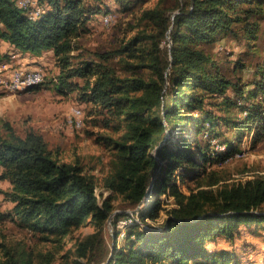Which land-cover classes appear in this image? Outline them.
Returning <instances> with one entry per match:
<instances>
[{"label": "trees", "instance_id": "obj_1", "mask_svg": "<svg viewBox=\"0 0 264 264\" xmlns=\"http://www.w3.org/2000/svg\"><path fill=\"white\" fill-rule=\"evenodd\" d=\"M35 1L42 8L38 16H31L35 6L0 0V38L36 56L52 51L59 72L47 85L61 94L78 89L79 97L91 104L93 121L103 116L106 126L116 128L118 135L99 138L112 152L110 169L100 181L111 192L100 201V182L79 159H63L40 132L31 129L21 135L5 122L7 133L0 132V179L11 182L4 193L14 205L0 212V220L18 218L44 239L91 223L96 231L78 243L70 264H241L238 250L219 247L216 240H235L248 230L254 237L261 234L264 172L231 180L222 169H208L238 147L227 139L223 142L228 148L221 151L225 144L214 148L204 136L224 125L240 136L253 132L255 141L264 138V104L247 102L264 98V68L246 82L253 84L248 88L226 76L210 48L223 35L256 40L264 0H178L173 10L147 9L144 16L153 21L154 29L139 31L119 47L79 63L72 62L73 39L85 29L93 7L87 0ZM167 34L171 44L164 47ZM245 66L238 61L236 71ZM45 82L26 89L39 90ZM232 87L235 97L228 94ZM230 105L246 115L233 117L215 109L226 112ZM122 127L124 132L117 133ZM180 167L183 171L177 173ZM163 194L173 197L170 208L164 206ZM115 195L129 204L147 199L140 214L147 226L134 220L121 236L120 219L129 214L119 210L112 216L109 238L105 226L117 210ZM164 210L168 215L158 226L145 221H159ZM256 242H245L246 253ZM0 245V264H35L26 245ZM255 248L264 264V240Z\"/></svg>", "mask_w": 264, "mask_h": 264}, {"label": "rangeland", "instance_id": "obj_2", "mask_svg": "<svg viewBox=\"0 0 264 264\" xmlns=\"http://www.w3.org/2000/svg\"><path fill=\"white\" fill-rule=\"evenodd\" d=\"M23 1V0H22ZM31 6L37 5L35 0H32ZM178 0H87V3L94 9L93 12L87 14V24L81 34L73 39L74 47L71 55L72 62L79 63L82 60H93L97 58L98 52H103L112 48L119 47L123 41L134 36L139 31L154 29L153 21L144 16L147 9L163 6L167 8H175ZM173 10V9H172ZM112 13V21L109 23L104 20V16ZM177 12L170 11L172 14ZM32 16H38L32 13ZM163 41L164 47H169L170 35ZM250 43H254L251 45ZM215 53V58L219 63L220 69L228 78L233 81L251 82L257 74L259 68H264V19L256 40H238L231 35H223L213 48H210ZM3 52V54H1ZM45 62H32L44 72V81H49L51 78L56 79L59 72L58 62L52 51H46ZM12 48L9 44L3 42L0 38V66L4 63L13 68L22 66L30 68L28 64H13L9 60L13 58ZM36 55L28 53L21 57L33 58ZM246 63L245 69L236 71L237 62ZM116 63L117 60H115ZM9 75V73H7ZM9 78V77H7ZM75 81L83 84L84 80L81 77H75ZM45 82V83H46ZM48 82L39 90L23 89L20 91H10L3 87L0 83V132L7 133L5 122H10L18 134L25 135L27 131L34 129L45 137L50 148L58 152L63 159L73 161L79 159L91 173H94L97 180L100 182L104 175L110 169L111 150L106 145L102 138L116 134V128L109 127L104 124L102 118H99L98 123H95L91 115V104L83 101L79 97V90H69L67 93L57 92L53 85H47ZM249 87L253 84L246 83ZM234 88H229L228 94L235 97ZM260 102L264 104V98L259 97L254 100L248 99L247 102ZM75 107H81L84 112V124L82 127H76L73 121V110ZM219 113L229 114L233 117L246 115L238 106L230 105L226 112L215 108ZM222 134L216 136L215 133L222 131ZM216 132L205 133L204 138L209 139L214 148L218 145L222 147L223 141L232 140L234 145L238 147V154L232 153L220 162L209 164V168L222 169L223 172L231 176V180H240L252 177L257 172H264V138L255 141L253 132H244L240 136L233 128H227L224 125L215 128ZM124 132V127L120 128L119 132ZM178 132H174V137L170 139L176 142ZM203 137L199 138L200 143H205ZM248 170V171H247ZM183 171L180 167L176 172ZM247 171V172H244ZM194 184L192 180L188 181ZM180 185L185 192H189L187 184ZM11 189L9 180L0 179V212H9L14 205V202L5 195V191ZM99 200L101 201L111 190L106 189L99 183L97 189ZM150 197V195H149ZM165 201L164 206L170 208L173 205V197L162 195ZM148 200L145 199L138 204H129L121 195H115L114 204L117 210L128 213L129 216L120 219L119 227L124 231L126 226L132 222H140L144 227L147 225L141 220L140 214L145 211ZM168 211L164 210L161 213L159 221H155L146 217L152 226H158L167 217ZM126 225V226H125ZM113 228V230H112ZM261 233L258 237H254L251 231L244 232L235 240H229L224 236H220L216 244L219 247H226L233 251H239L241 264H260L262 253L257 251V247L261 248L264 240V226H261ZM106 234L112 236L114 231L113 218L109 224L106 221ZM96 231V227L91 223H87L80 227H72L64 233L50 236L49 239H44L42 234L35 233L32 229L26 226L20 219L10 216L0 220V243L7 242L9 244L19 243L26 245L32 252L35 264H70L75 255V250L78 243L86 236ZM257 244H252L250 252L246 253L244 245L251 241H256ZM260 241V242H259ZM210 242V246H213ZM259 248V250H260ZM240 249V250H239ZM4 257L3 249L0 245V260Z\"/></svg>", "mask_w": 264, "mask_h": 264}, {"label": "bare ground", "instance_id": "obj_3", "mask_svg": "<svg viewBox=\"0 0 264 264\" xmlns=\"http://www.w3.org/2000/svg\"><path fill=\"white\" fill-rule=\"evenodd\" d=\"M32 2H33L32 0H23V1L19 0L20 5H26V6L27 5L31 6ZM33 6H35L36 8L31 12L35 13V11H36V13L39 15L40 11H42V8L38 7L37 5H33ZM104 20L108 23H109V21L111 22L112 21V13L106 14L104 16ZM3 65H8V64L4 63ZM34 70L36 72V75H38V83L42 82L44 80V77H45L44 72L40 68H35ZM7 73H9V75L7 74V77L14 78V71H7ZM21 79H28V72H21ZM38 83H26L25 89L28 88L29 86H33V85L38 84ZM7 90L20 91L23 89H18V84L15 83V81H8V89ZM72 118H73L72 121L75 124H78V120H80V124L78 127L83 126V124H84V112L81 109V107H75L74 108ZM224 147H225V145H223L221 148H224ZM235 154H238V153H235ZM123 233H124V231H122V233L120 235L122 236Z\"/></svg>", "mask_w": 264, "mask_h": 264}, {"label": "built area", "instance_id": "obj_4", "mask_svg": "<svg viewBox=\"0 0 264 264\" xmlns=\"http://www.w3.org/2000/svg\"><path fill=\"white\" fill-rule=\"evenodd\" d=\"M7 71H14V78H7ZM21 72H28V79H21ZM8 81H15V83L18 84V89H25L26 83H38V75H36L34 68H11L9 65H2L0 66V83H2L5 89H8ZM79 124L80 120H78V124L72 125L78 127Z\"/></svg>", "mask_w": 264, "mask_h": 264}, {"label": "crops", "instance_id": "obj_5", "mask_svg": "<svg viewBox=\"0 0 264 264\" xmlns=\"http://www.w3.org/2000/svg\"><path fill=\"white\" fill-rule=\"evenodd\" d=\"M3 42H5L6 44H9L12 48V53L14 54L13 58H11V60H9L10 62H12L13 64H26V63H31L28 64L29 66H32L30 68H34L33 66H36L35 63L40 61L45 62V56L46 53H43L42 55L39 56H34L33 58L29 59L28 57H21L23 55H27L28 53L20 51L19 49H16L11 43H9L6 40H3ZM53 53V52H52ZM1 54H3V52H1ZM54 55V53H53ZM32 62H35L34 64H32ZM8 63V62H6ZM15 67H22V66H15ZM35 69V68H34ZM255 240L257 241V239L255 238ZM260 242V241H259Z\"/></svg>", "mask_w": 264, "mask_h": 264}, {"label": "water", "instance_id": "obj_6", "mask_svg": "<svg viewBox=\"0 0 264 264\" xmlns=\"http://www.w3.org/2000/svg\"><path fill=\"white\" fill-rule=\"evenodd\" d=\"M117 212H119V210H115L113 213H112V215L108 218V223L110 224L111 223V220H112V216L115 214V213H117Z\"/></svg>", "mask_w": 264, "mask_h": 264}]
</instances>
